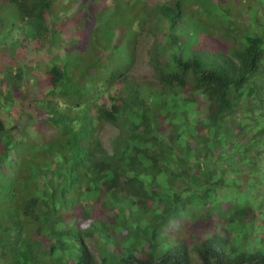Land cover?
Here are the masks:
<instances>
[{
	"label": "trees",
	"instance_id": "1",
	"mask_svg": "<svg viewBox=\"0 0 264 264\" xmlns=\"http://www.w3.org/2000/svg\"><path fill=\"white\" fill-rule=\"evenodd\" d=\"M64 1L0 0L39 64L0 75V264H264V0L239 26L214 0H112L125 45L105 72L74 53Z\"/></svg>",
	"mask_w": 264,
	"mask_h": 264
},
{
	"label": "rangeland",
	"instance_id": "2",
	"mask_svg": "<svg viewBox=\"0 0 264 264\" xmlns=\"http://www.w3.org/2000/svg\"><path fill=\"white\" fill-rule=\"evenodd\" d=\"M211 2V1H210ZM214 6L217 7L218 12L226 14L230 17L231 21L235 25H240L239 20L245 19V12L247 7L252 5L253 0H214L212 1ZM211 2V3H212ZM251 2V3H250ZM147 6L152 5V0H145ZM64 5V11L68 24L74 29L75 38L72 40L74 43V53L78 54L81 61H97L99 62V69L105 72L110 68L123 61V47L125 41L120 38V26L125 28L124 16L127 14V7L123 3L114 5L112 0H66L62 4ZM238 17V18H237ZM150 22H155L158 18L152 16L146 19ZM167 18H165L162 30L165 34H175L178 37L180 43L185 42V29L181 25V21L175 24L174 28L170 30L167 25ZM220 28L224 31L226 28ZM235 29H237L235 27ZM161 30V31H162ZM220 30H214L216 33ZM229 29H227L228 31ZM171 31V32H170ZM57 38L62 35L60 30L56 32ZM23 33L15 21L12 7L5 2H0V75L5 76V81L9 76V73H15L22 68L24 78L33 80L38 72L39 64L35 63L28 58V53H24L19 41L20 37H23ZM218 39H221L220 37ZM114 43H117L115 46ZM222 45L227 44V41L221 39ZM56 52L57 47H54ZM136 57L129 72L130 76L139 77L140 75H149V68L146 65V46L143 41L137 40L136 43ZM100 55L102 58L100 59ZM72 60L75 55L71 53ZM23 61H29L26 67H23ZM86 64H83V67ZM123 65V62L120 64ZM81 69V67H80ZM98 71V69H97ZM90 74V73H89ZM85 81L89 83H98L99 80L92 78L88 74L84 76ZM2 86L7 89L6 82H3ZM1 89H3L1 87ZM35 92L39 95L44 91V83H39L35 87ZM30 91V87H28ZM114 129L106 124L101 125L99 128V139L102 147L108 151V142L114 135ZM91 251L92 248H91Z\"/></svg>",
	"mask_w": 264,
	"mask_h": 264
}]
</instances>
